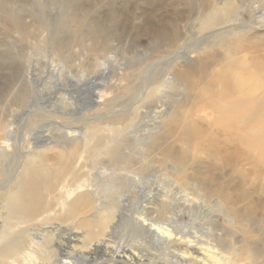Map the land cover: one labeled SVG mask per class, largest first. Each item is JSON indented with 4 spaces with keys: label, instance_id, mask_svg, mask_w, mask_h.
<instances>
[{
    "label": "rangeland",
    "instance_id": "obj_1",
    "mask_svg": "<svg viewBox=\"0 0 264 264\" xmlns=\"http://www.w3.org/2000/svg\"><path fill=\"white\" fill-rule=\"evenodd\" d=\"M218 2L0 0V146L12 147L6 149L0 165V194L9 179L11 183L19 174L24 176L25 151L35 152L38 146L40 159L26 168L48 175L49 183L40 187L43 204L32 219L35 229L43 232L45 222L60 225L61 236L78 229L86 246L102 238L98 220L110 213L103 223L116 233L112 243L127 244L133 236L131 216H136L141 200L149 204L152 219L172 218L177 226L198 229L202 238L211 235L220 247L238 252L234 264H264V21L255 17L264 3L250 0L235 8V23H231L243 21L247 28L230 35L225 25L203 26ZM179 45L176 56L158 60ZM229 58L241 61V68H229ZM219 68L235 72V81L250 75L248 82L257 83V90L239 103L218 102L216 96L199 98ZM168 77L173 82L163 83ZM89 81L96 83L86 95L93 104L84 101L79 91ZM75 107L79 111L70 110ZM154 113L160 120L150 124ZM70 119L75 121L67 125ZM107 123L113 127L110 133ZM59 124L99 128L102 142L109 134L118 140L105 156L100 152L105 143L84 147L79 140L70 142L60 136ZM9 127L16 133L14 141L2 136ZM243 131L247 136H241ZM100 172L105 174L103 179H113L102 182L103 206L81 217L63 215L57 196L85 179L97 181ZM137 177L144 183V193L137 191L140 184H132ZM3 213L6 228L15 224L9 213ZM3 240L0 249L13 243ZM15 243L16 253L25 252L26 236Z\"/></svg>",
    "mask_w": 264,
    "mask_h": 264
},
{
    "label": "bare ground",
    "instance_id": "obj_2",
    "mask_svg": "<svg viewBox=\"0 0 264 264\" xmlns=\"http://www.w3.org/2000/svg\"><path fill=\"white\" fill-rule=\"evenodd\" d=\"M219 1H220V2H218L219 5L216 6L214 8L213 13H211V17L204 20V22H203L204 27H208V26L209 27H215L217 25H225L226 27H230L231 32H232L230 35L239 34L245 28H247V26L244 25L243 21H238V24H232L231 22L235 23V20H234L235 17H233L234 16L233 10L235 8L245 6V3H247L250 0H219ZM244 1H246V2H244ZM214 2H216V1H214ZM263 3H264V0H263ZM255 17L257 18V22L262 20V19H263L262 21H264V7H262V10L260 11L259 15H256ZM180 45L177 47V49L174 52H172V53H170L164 57H160L158 60L161 61L164 58L174 56L176 53L178 54V50L182 48V47H180ZM169 52H171V51H169ZM166 53H168V52H166ZM233 56H234V54H233ZM155 64L156 63H154L153 65L155 66ZM228 65H229V68L233 69V71H234L237 68H241L240 66H242V62L235 59V58L234 59L229 58L228 59ZM221 69L222 68H219L214 74H212L211 79L208 80L210 83V86H209V83H207V86L205 87L206 88L205 92L202 93L199 96V98L200 97L204 98L205 96H216L217 97L216 99H220V101H218V102H221V100H230L231 103H239V102H243L244 100H246L245 95L247 93L252 92V90L255 93V90H257L256 89L257 83H255V86H253V84L250 85L248 82L251 80L250 75L241 76V77L238 76L237 77L238 80L236 79V81H235V78H233V77H235V76H233V74L235 72L232 73L233 71H231L227 68H225L224 71ZM240 71H245V70H240ZM241 75H243V73ZM173 79H174V77H173ZM170 80H172V78L168 77L167 80L165 79L163 81V83H167V81L170 82ZM172 82H173V80H172ZM236 82H238V84H241V86L237 85ZM95 84H96L95 81H89L87 83V86L85 87V89L84 88L79 89L80 93L84 97V101L87 100L88 103H90V104H93L95 102H93L92 101L93 99H91V98L88 100L86 95L89 92V90L95 86ZM208 86H209V88H208ZM213 88H214L215 94H213V92H212ZM248 89H251V91H248ZM237 93H238V95H237ZM260 96H261V94H260ZM229 97H231V98H229ZM254 98H255V96H254ZM254 98H252V100H254ZM263 102H264V100H263ZM82 103L83 102H81V104ZM252 103H254V102L252 101ZM256 103L254 105H256ZM240 105H241V103H240ZM262 106H261V108H262ZM243 107H245V106L243 105ZM243 107H241V108H243ZM259 107H260V105L258 106V110H259ZM215 109L220 114V116L223 118V116L221 114V113H223L221 108L216 106ZM248 109H249V107H248ZM70 110L79 111V110H77L76 107L71 108ZM236 111H238V110H236ZM239 111L241 112V110H239ZM250 111L252 112V114L254 113L252 111V109ZM241 113L245 114V111L243 112V110H242ZM80 114H82L81 115L82 119H85L86 117H88V116H86V114L83 113V110H82V112H80ZM154 114H153L154 116L150 119V122H149L150 124L156 123V121L160 120L159 119L160 116H158L159 114L158 113H154ZM239 115H240V113H239ZM241 115H243V114H241ZM33 118H34V116H33ZM96 118L100 119L98 116ZM259 118H261V117H259ZM261 119L259 121H262ZM238 120H239V117H238ZM249 120H251V119H249ZM74 121H75L74 119H70L66 122V124L67 125L72 124ZM235 121H237V119ZM257 122L258 121L256 120V123ZM262 122H263L262 124L264 125V121H262ZM9 123L11 124L10 121H9ZM214 123H215V121H214ZM250 123H251V121H250ZM252 124H254V123H252ZM59 125L61 126L62 124H59ZM6 126H7V124H6ZM257 128H259V127L257 126ZM98 129L99 128H95V129L85 128V129L81 130V129H77V128H71V127L65 126L63 124L61 126L62 134L60 136L68 139L70 142L71 141L74 142V140L75 141L79 140L80 143L84 147H86L87 145L102 142L101 136L103 134H101L99 136L100 131H98ZM105 129H107V131L109 133H110V131H113V127H112V125H110V123H107L105 125ZM252 129H253V127L251 126V130ZM33 130L35 131L36 129H33ZM242 130H244V129H242ZM103 132L105 133V131H103ZM112 133H114V132H112ZM257 133H259V132H257ZM14 134H16V133L13 130V128L9 127V128H6L4 133H2V136L6 139V141H12V140L14 141L17 138L16 136H14ZM17 134H18V132H17ZM33 134H35V133H33ZM191 134H192V130L187 135L191 136ZM244 134H245V132L241 136L243 137ZM29 135L31 136V133ZM106 135L107 134L105 133L104 136H106ZM245 135L247 136V134H245ZM254 135H256V134L254 133ZM104 136L102 137L103 139H105ZM109 136L107 135L106 141L102 142V143H105V144H103L104 147L101 146L102 144L101 145L98 144L99 146L103 147V149H101L100 152L105 156L112 153V151L114 150L113 146L116 145V141L118 140V139L116 140L114 134L113 135L109 134ZM36 137H35V139H36ZM135 137L136 136H131L132 139H134ZM248 137L250 138V135ZM255 137H257V136H255ZM255 137H253V138H255ZM1 139H3V138H1ZM33 139L34 138H32V140ZM244 139L242 138L241 140H243V142H244ZM250 139L252 141H256L257 138L255 140H253L252 138H250ZM246 140H245V142H246ZM16 142H18V141H16ZM16 142L14 144H16ZM121 142H122V140H121ZM256 142L258 143V141H256ZM30 143H31V141H30ZM27 145H29V144H27ZM32 145H33V143H32ZM118 145H119V143H118ZM249 145H253V144L250 143ZM260 145L261 144L259 143V147H260ZM8 146H9L8 144H3V146H0V165L1 164L3 165V158H4L3 156L6 155L5 154L6 149L12 148V147H8ZM41 146H42V144H41ZM35 147L33 146V148H35ZM261 147H260V150H262ZM14 148H15V146H14ZM27 148H29V147H27ZM31 149H28V150L26 149V151H25L26 159L22 162L23 164L21 163V166H23L22 169L26 170L24 173V176H21V174H19V176L15 175L16 177H15L14 181L12 180L13 182H11V183H9V180H11V179H9L7 184H5L7 186L6 191L5 192L1 191L2 193L0 194V244H1V241L3 239L5 240L6 238L12 239L10 241H13V243L10 244L7 248L0 249V264H234L235 262H237L236 258L239 257V253L238 252L236 253L235 251L229 250L230 248L226 249V248L220 247L219 243L217 242L216 239L209 237L211 235L206 237V234H205L204 235L205 238H202L201 236L203 233H201L200 230H198V229L192 230L191 228H190V230H188L187 228L186 229L183 228L182 225L177 226L175 224L177 222H174L172 218H166V219L165 218H161V219L159 218V220L152 219L148 215L149 204L147 206L146 203L145 202L143 203V201H141V200L137 206L134 204L137 208V211H135L136 216L135 215L131 216V219H132L131 220L132 221L131 227H132L133 236L127 244L112 243L111 240L115 237L116 233L111 232V230L109 231V228H110L109 224L106 225L105 222L103 223V220H106V217L108 218L110 213H109V215L105 214L103 217V220L101 218V221L98 220V218H95L98 220V222H100V223H98V222L97 223L103 229V234L100 235V237L102 236V238H99L95 242L92 241L90 243H87L86 246H85V244L83 245L81 243L80 239H82V238H80V237L82 235L78 234V232H77L78 229L73 230V231L71 229H69V233L67 236H64V235L61 236L59 234L60 225L59 226L53 225L52 223L45 222V225H42V226H44L43 232L41 231L42 229L41 230L37 229L38 227L35 229L32 226L33 225L32 219L34 217H36V213L40 210V207L43 204V197H42V192H41L40 187L44 182H46V184L49 183V180H47V178H46L48 175L46 176V174H43V175L41 174L42 175L41 176L40 174L37 173L36 169L34 170L33 168L32 169L29 168L30 164L37 163V160L40 159V151L37 150L38 146H37V149H35L36 150L35 152ZM257 149H259V148L257 147ZM181 150H183V149H181ZM184 150H185V148H184ZM181 153H182V151H181ZM261 153H262V151H261ZM26 166H29V167L26 168ZM34 166H35V164H34ZM31 167H33V166H31ZM66 167H67V165H66ZM121 167L119 169H121ZM41 170H44V169L41 168ZM49 171H50V168H49ZM1 172H2V170H1ZM70 172H73V171L71 170ZM18 173H20V172H18ZM183 173H184V170H183ZM134 174H135V172H134ZM104 177H105L104 172H100L98 175L97 181L91 182L88 179H85L83 181H80L74 188L66 189L60 196L59 195L57 196V197H59L57 208L60 209L61 213H64L63 215L69 216V215L77 214L75 216L73 215L74 218L78 217L80 215L83 216V214L88 212L89 210L94 211L97 208H100L102 205V196H101L102 182H103V184H108L109 182H112V180H113L112 178L103 179ZM132 181H133L132 184H134L133 186H136L137 183L140 184V186H137L138 187L137 191L141 194L143 192V186L142 185L144 183L140 180L139 177L135 178ZM146 191H148V189ZM144 195H146V194H144ZM190 196H191V194H190ZM118 199L116 201H118ZM55 200L57 201V199H55ZM80 200H81V202H80ZM160 200H161V198H160ZM168 201H170V200H168ZM119 202H121V201H119ZM186 202L192 203V201H190L189 199H186ZM195 202L196 201H194V203ZM77 203H81L79 208L75 207V205ZM167 203H169V202H167ZM222 203H224V202H222ZM158 204H156V205H158ZM184 206H185V204H184ZM54 208H56V207H54ZM3 211H5V213H9L10 218H13L15 220V224L9 226L8 228H6V224H4L5 222H4L3 216H2V214H4ZM112 213H113V211H112ZM58 214H60V213H58ZM87 214H89V213H87ZM5 216H6V214H5ZM5 216H4V219H5ZM54 216H55V212H54ZM69 217H67V219H69ZM84 217H85V215H84ZM64 218H66V217H64ZM43 220L41 219V224H42ZM78 220H79V218H78ZM22 222L26 223V227L19 228L18 225H19V223H22ZM95 222H96V220H95ZM84 223H86V222H83V224ZM75 225H77V223ZM82 225L80 224L79 228H81ZM85 225H87V224H85ZM186 227H187V225H186ZM195 228H197V227H195ZM25 236L27 237V240H28V244L26 243L27 245L25 247L26 248L25 252H23L21 254L16 253V250H18V247L16 246L15 241L20 239V237H25ZM58 236H60V237H58ZM96 237H98V236H96ZM4 240H3V242H4ZM47 242H48V245H46ZM83 242L85 243L86 241L83 240ZM6 243H8V242H6ZM84 250H86V251H84ZM91 251H93V253H91ZM18 254H19V256H18ZM246 259H248V258H246Z\"/></svg>",
    "mask_w": 264,
    "mask_h": 264
}]
</instances>
